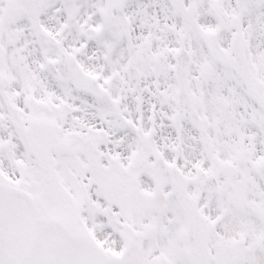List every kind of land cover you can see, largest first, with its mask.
Wrapping results in <instances>:
<instances>
[{"label":"snow or ice","instance_id":"snow-or-ice-1","mask_svg":"<svg viewBox=\"0 0 264 264\" xmlns=\"http://www.w3.org/2000/svg\"><path fill=\"white\" fill-rule=\"evenodd\" d=\"M0 264H264V0H0Z\"/></svg>","mask_w":264,"mask_h":264}]
</instances>
